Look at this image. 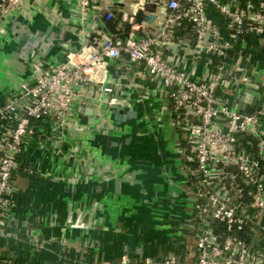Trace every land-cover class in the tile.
<instances>
[{
  "label": "built area",
  "instance_id": "1",
  "mask_svg": "<svg viewBox=\"0 0 264 264\" xmlns=\"http://www.w3.org/2000/svg\"><path fill=\"white\" fill-rule=\"evenodd\" d=\"M69 1L67 25L79 28L80 46L60 41V50L50 58L39 57L33 49L28 58L30 77L0 95V237L19 239L12 230L15 177L26 174L25 168L28 174L41 173L37 163L27 162L26 153L55 155L74 169L87 164L89 157L79 144L84 134H106L111 130L108 113L134 102L127 94L128 66L155 85L137 102L156 98L157 88L165 94L157 114L166 116L175 132L174 148L194 189L187 236L194 237L195 251L189 264H264V96L258 110L242 113L253 91L264 87L250 76H238L241 69L232 64L235 52L240 53L238 59L244 53L243 37L264 41V0ZM34 7L46 17L61 18L50 0H0V32L15 16L30 20ZM152 7L155 30L139 18L149 15ZM210 7L224 17L227 36L211 17ZM113 10L119 14L118 22L107 29ZM96 17L103 27L91 24ZM24 27L28 28L17 19L11 25L14 35ZM56 31H49V40L63 32ZM185 31L193 38H180ZM123 55L126 60H121ZM204 60L207 68L198 76ZM241 89L243 98L231 106L226 91ZM84 108L92 110L89 118L94 126L82 118ZM76 138L78 144L73 142ZM241 184L255 189L253 202L246 206ZM220 224L226 233H221ZM249 224L257 225L249 242L230 234ZM16 225L30 245L41 244L34 223ZM161 260L181 263L176 254L163 255ZM145 263L152 262L145 259ZM118 264H130V259L123 256Z\"/></svg>",
  "mask_w": 264,
  "mask_h": 264
},
{
  "label": "crops",
  "instance_id": "2",
  "mask_svg": "<svg viewBox=\"0 0 264 264\" xmlns=\"http://www.w3.org/2000/svg\"><path fill=\"white\" fill-rule=\"evenodd\" d=\"M68 1L50 0L61 18L46 17L41 8L34 7L30 20L25 19L30 25L29 32L36 34L38 41L45 38L38 50L41 58H50L60 50V41L54 44L53 51L50 50L48 33L51 30L63 31L73 48H78L82 42L79 28L67 25ZM210 15L227 36L224 17L214 7H210ZM111 22L114 26L118 16L114 15ZM94 23L91 24L104 26L101 19ZM149 24L151 30L156 29V22ZM5 26V31L0 32V95L17 87L24 78L20 71L27 68L23 59L20 61L22 53H8L13 48L7 44L17 43L19 38L11 27ZM180 38L192 39L193 35L185 31ZM240 44L244 53L238 59L240 53L235 52L232 58L233 66L241 69L237 75L250 76L264 87V41L247 36ZM33 49L29 47L28 54ZM121 60L126 57L123 55ZM200 66L196 71L198 76L205 72L206 60ZM125 72L126 77L131 78L127 94L134 100L126 109L134 107L137 117L119 126L113 121L111 110L108 113L110 131L84 134L79 144L89 157L87 164L79 169L70 168L55 155H43L38 151L24 156L27 162L37 163L41 173L28 174L25 168L26 174L15 177L18 192L12 230L19 239L0 237V262L118 264L127 256L130 264H146L145 259L151 260L150 264H162L163 255L168 254L178 255L180 264H189L192 260L195 239L187 236V227L193 214L194 189L182 172L181 157L174 148L175 132L166 116L157 114L165 94L156 87L159 91L156 98L137 102L142 93L155 89V85L128 66ZM244 91L227 90L228 95L224 97L236 107ZM263 96L264 90L253 91L251 102L242 113L252 114L258 110ZM82 118L91 119L83 112ZM73 142L78 144V139ZM26 220L36 226L35 233L42 241L38 246L30 245L22 229L17 228V222ZM249 226L251 238L257 225Z\"/></svg>",
  "mask_w": 264,
  "mask_h": 264
},
{
  "label": "water",
  "instance_id": "3",
  "mask_svg": "<svg viewBox=\"0 0 264 264\" xmlns=\"http://www.w3.org/2000/svg\"><path fill=\"white\" fill-rule=\"evenodd\" d=\"M154 7H152L151 9H149V15L144 16V19L148 20L149 23H152L153 20L156 19V16L154 15ZM114 15L119 17V14L114 12ZM17 19L20 21V23H25L27 25L28 28H30V25L25 21V19H23L20 16H15L12 19H10L9 22V27H11L12 23L14 22V20ZM95 20H98L97 18H95ZM24 21V22H23ZM65 21H67V18H65ZM12 30V29H11ZM31 33V35H25V34H18L17 37L19 38V40H17V43L15 42H9L7 45L8 46H12L13 49H11L8 53L12 54V53H16V54H21L22 50L28 45H30L31 47H34L35 50H39L40 47H42L41 45L43 44V40L45 38L42 39V41H38V39L36 38L35 35H33ZM69 38L66 37L65 33H61L59 38L56 40H50L49 42V46H50V50H54L53 46L57 45L56 43L59 41H66ZM10 44V45H9ZM55 44V45H54ZM22 60V58H20V61ZM24 71H20V73L22 74V76L24 77L23 79L26 80L30 77V65L28 66ZM23 72V73H22ZM82 112L86 115V116H92V110L90 108H84L82 109ZM137 117V112L135 110L134 107H130V108H123L121 106H116L115 109L113 110V116L112 119L114 122L117 123V125H121L122 122H125L127 119H134ZM89 124H94L95 121L93 118L89 119L87 121ZM241 124V121H238V125Z\"/></svg>",
  "mask_w": 264,
  "mask_h": 264
},
{
  "label": "trees",
  "instance_id": "4",
  "mask_svg": "<svg viewBox=\"0 0 264 264\" xmlns=\"http://www.w3.org/2000/svg\"><path fill=\"white\" fill-rule=\"evenodd\" d=\"M106 28L107 29H113V24L111 21L107 22L105 24ZM241 187L244 188V192H243V206H246L248 205L249 203H252L253 200H254V197H253V192H254V186H245L244 184H241ZM251 192V193H249ZM219 228L221 229V233H226L225 229H224V225H219ZM250 233H251V227L248 225L245 230L243 231H232L230 234L238 237V238H241V239H244L246 241L249 240L250 238ZM228 234V233H227ZM226 235V234H225Z\"/></svg>",
  "mask_w": 264,
  "mask_h": 264
},
{
  "label": "flooded vegetation",
  "instance_id": "5",
  "mask_svg": "<svg viewBox=\"0 0 264 264\" xmlns=\"http://www.w3.org/2000/svg\"><path fill=\"white\" fill-rule=\"evenodd\" d=\"M18 34H25V35H29V29L24 27L21 29V31L17 34H15V36H17ZM31 35V34H30ZM31 47L30 45L27 44V46L22 50V59H23V63L26 65L28 64V58H29V54H28V48ZM30 53V52H29ZM41 53V52H39Z\"/></svg>",
  "mask_w": 264,
  "mask_h": 264
}]
</instances>
